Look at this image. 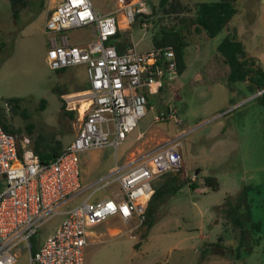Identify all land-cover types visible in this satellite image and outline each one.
<instances>
[{
    "label": "rangeland",
    "instance_id": "374dc122",
    "mask_svg": "<svg viewBox=\"0 0 264 264\" xmlns=\"http://www.w3.org/2000/svg\"><path fill=\"white\" fill-rule=\"evenodd\" d=\"M48 1L28 0L14 19L11 1L0 0V114L20 129L19 140L28 137L32 143V139L41 136L46 140L54 138L66 146L74 138L80 116L76 113L73 118L64 114L67 103L63 96L88 86V79L81 69L77 74L74 67L52 70L48 66V36L44 32ZM91 1L101 13L116 9L121 3L120 0ZM53 2L50 4L55 5L57 0ZM160 2L148 0V13L138 15L130 30L125 35L118 33V38L131 39L137 51L152 49L153 36L160 27L177 23L166 15L160 20ZM152 10L157 13L147 20L145 16ZM141 22L147 26H142ZM188 29L183 55L185 69L181 73L175 71L160 92L148 96L144 116L116 150L106 148L80 156V164L89 168L88 171L86 167L81 169V184L85 186L113 172L142 142L144 145L139 150L147 151L162 135L167 138L183 135L180 149L183 169L185 175L199 169L197 185L192 188L186 183L175 192L159 194L151 223L145 221L132 231L128 230L129 226L120 224L116 226L119 231L111 234L109 227L113 225L104 221L93 226L95 236L88 238L84 246L83 264H264V169L260 164L261 160L264 163V138L263 134L259 135L264 126V108L256 99L252 111L245 114L240 109L235 111L237 107L231 103L234 92L220 82L204 80V68L213 77L215 70L205 64L208 57L201 56L215 49L220 35L209 39L204 32L197 34L192 31L193 27ZM67 37L78 45L91 39L88 28L71 30ZM10 98L20 99L15 112L8 110ZM169 108L175 110L179 123L171 118H160ZM246 118L256 136L259 135L252 148L241 147L234 129L224 125L236 120L241 124ZM28 125H32L31 134L26 129ZM206 176L217 178V190L202 184ZM163 182V176L157 177L152 186L159 188ZM248 185L259 186V190L250 191L242 206L241 211L247 217L248 238L241 245L238 230L225 224V215L218 207H222L227 196H237L242 187ZM107 191L103 188L95 196L102 197ZM61 219L57 213L38 228L29 240L31 250L59 226ZM249 219L260 222L259 230L250 227ZM220 234L224 239L220 245L228 249L213 246ZM248 244L251 251L246 249ZM14 253L13 264L27 262L25 244L18 245Z\"/></svg>",
    "mask_w": 264,
    "mask_h": 264
},
{
    "label": "built area",
    "instance_id": "2783aa9c",
    "mask_svg": "<svg viewBox=\"0 0 264 264\" xmlns=\"http://www.w3.org/2000/svg\"><path fill=\"white\" fill-rule=\"evenodd\" d=\"M120 1L119 7L106 13L97 11L91 0H57L53 6V0L48 1L44 23L48 66L60 70L84 65L88 86L63 96L67 110L80 116L78 127L73 140L48 162L40 161L28 137L18 142L0 125V264H13L14 249L20 244L28 249L25 264H83L89 227L117 216L123 221L135 218L133 228H137L154 193L152 181L183 166V135H178L133 154L103 178L81 184L80 153L116 150L145 114V88L160 86L166 75L176 71L171 46L137 51L127 39L122 49L118 47L117 34L125 35L138 15L148 13V0ZM81 28L89 29L91 39L81 45L71 43L68 32ZM160 118L179 123L173 108ZM188 176L191 182L198 178L196 173ZM111 184L117 185L111 195L95 196ZM88 190L32 254L29 240L38 228L66 201Z\"/></svg>",
    "mask_w": 264,
    "mask_h": 264
},
{
    "label": "trees",
    "instance_id": "16d2710c",
    "mask_svg": "<svg viewBox=\"0 0 264 264\" xmlns=\"http://www.w3.org/2000/svg\"><path fill=\"white\" fill-rule=\"evenodd\" d=\"M13 8V17L17 19L20 13V10L26 7L28 0H10ZM233 0H219L217 2L205 3L199 2L194 5L183 4L180 0H161L159 8L163 15H166L173 20H176L177 23L161 26L158 32L153 36L154 47L156 46H171L174 51V61L176 63V72L181 73L186 65L183 60L184 48L186 46L187 34L190 33L188 27H193L194 33L204 32L208 37L212 38L220 33L224 28L229 27L234 14V8L232 6ZM157 10V11H158ZM157 13V12H156ZM152 10L151 14L146 15L147 20L156 14ZM179 24V27L178 25ZM192 25V26H190ZM120 35L117 34L116 37ZM72 43V42H71ZM118 47L122 49L124 45V40L117 42ZM218 51L225 56V60L230 67V78L232 80H241L244 79L247 75L250 77L251 81H254L255 84L260 88L264 89V74L262 70L250 60L245 59V53L242 49V46L239 42L233 40L232 32H228L223 40L218 44ZM65 69V68H64ZM61 70V69H60ZM63 70V69H62ZM85 89V88H83ZM82 89V90H83ZM261 101L264 104V92L261 93ZM8 110L15 112L19 108L20 99L10 98L7 100ZM63 109V108H62ZM64 110V109H63ZM64 114L69 117H75L76 112L72 110H64ZM0 125L3 130L9 134H12L16 137L19 142L21 137V131L18 128L10 123L7 116L0 114ZM28 134H31L32 125L27 126ZM32 149L38 154L41 162H48L50 159L60 154L64 145L56 139L46 140L41 136H37L32 139L31 143ZM196 174L199 169H196ZM164 182L159 188L154 189V193L149 199L146 208H145V219L143 222L151 223L152 214L155 209L156 200L159 194H166L170 192H175L179 190L184 184H188L190 187L194 188L197 183L191 182L188 175H185L183 166L176 173L168 172L163 175ZM202 184L210 187L212 190H217L219 184L217 178L214 176H206L202 179ZM258 191L259 186H244L239 191L237 196H227L225 198L222 207H218L220 213L222 212L225 215L226 225H232L235 229L238 230L240 244L244 242L245 238H248V230L245 226V217L243 215L242 206L247 202V196L250 191ZM249 225L254 230H259L260 222L248 220ZM33 236L30 238L32 239ZM223 235L218 236L217 243L213 244L218 248L228 249L221 246L223 242ZM257 242V241H256ZM254 242L253 244H255ZM38 247H36L37 249ZM36 249L31 250L33 254ZM247 251H251V246L248 244L246 247ZM236 256H239V251L236 249Z\"/></svg>",
    "mask_w": 264,
    "mask_h": 264
},
{
    "label": "crops",
    "instance_id": "0c3cea01",
    "mask_svg": "<svg viewBox=\"0 0 264 264\" xmlns=\"http://www.w3.org/2000/svg\"><path fill=\"white\" fill-rule=\"evenodd\" d=\"M180 1L183 4L194 5L199 2L211 3V2H217L219 0H180ZM232 6L234 8V14H233V17H232V20L230 22L228 29L224 28L220 33L217 34V35H220V42L223 40V38L228 32H232L233 40L239 42L242 46V49L245 53V59L253 61L262 70L264 74V0H233ZM208 38L210 39V37ZM218 44L216 45L215 49H212L214 51L211 50V53L208 51L204 56H201V58H204L207 56L208 58L205 60V64L207 65L209 69L213 68L215 70L214 71L215 77H213L211 72L208 71L207 68H204V76H203L205 77L204 80H206V82L208 83H212L216 81L224 85H227V87L234 92V96L231 99L232 100L231 103L234 104L235 107H237L235 111L236 110L239 111L240 109L242 114L252 111L253 110L252 105L256 99H258V101L264 108V104L261 101V93L264 92V89L260 90V88L255 84V82L251 81L248 75L244 79H241V80H232L229 75L230 67L225 60V56L222 55L218 51L217 49ZM201 53H204V51ZM210 62L215 63V65L212 66ZM72 67L76 69L77 74L81 69L82 74L87 76L84 65H77V66H72ZM219 69L221 70L220 73L218 72ZM173 76L174 74L166 75L160 86L145 88L144 91L147 95V100H148V96L153 95L156 91L160 92L162 87L168 81V79H170ZM83 88H87V86ZM236 117H238V115ZM224 125L226 127L228 126L230 129H234L235 137L239 145L243 148H252L254 141L256 143L258 140V136L261 134L264 135V126H263V130L260 131V134L256 136V132L254 131L252 125L249 124V120L247 118L244 121H242L241 124H239V122L236 120L231 125H229L228 122H226ZM263 135L262 137L264 138ZM138 138H139V135H138ZM166 138L167 137H165L164 135L160 136L159 141H157L155 144H153L152 146L148 148H152L153 146H155L156 144H158L159 142H161L162 140ZM142 145H144L143 142L141 143L140 146ZM140 146L138 147L136 146L135 149L130 152V154L128 155L124 163H126L127 160H129V158L133 154L142 152L139 150ZM103 149H106V148H103ZM98 150H101V149H98ZM90 151H95V150H88V151L81 152L80 156L82 154H88L90 153ZM80 156H79V159H80ZM124 163L118 166H122ZM260 164L263 166L262 168L264 169L263 160L260 161ZM80 167H81L80 168L81 170V169H84L86 166L80 164ZM86 168L88 171L89 168L88 167ZM90 183H87V185H89ZM116 188H117L116 184L109 185L108 187L105 188V189H108V191H107V194L104 196L111 195L112 191H114ZM78 197L70 199L62 205L60 212H59V214L62 216L61 221L66 217L68 210L79 201L77 199ZM61 221L59 222V224L61 223ZM104 223L108 225H113V227H109V231L111 234H116L119 231V228H117L116 226L120 224H123L124 226H129L128 230L132 231L134 229L133 228L134 225L136 224V220L134 218L129 221H123L119 217L113 216L105 220ZM96 225H93V226H96ZM93 226L88 228L86 242L88 238H92L93 236H95V231L91 229ZM44 240L45 239H43V241L39 244V246L44 242Z\"/></svg>",
    "mask_w": 264,
    "mask_h": 264
},
{
    "label": "bare ground",
    "instance_id": "6f19581e",
    "mask_svg": "<svg viewBox=\"0 0 264 264\" xmlns=\"http://www.w3.org/2000/svg\"><path fill=\"white\" fill-rule=\"evenodd\" d=\"M83 106H84V105H83V104H81V109H80V110H82Z\"/></svg>",
    "mask_w": 264,
    "mask_h": 264
}]
</instances>
